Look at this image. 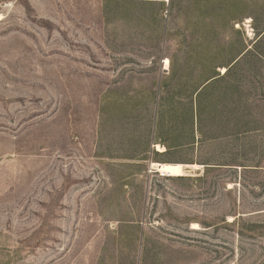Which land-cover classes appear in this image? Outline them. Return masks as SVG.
Returning <instances> with one entry per match:
<instances>
[{
	"label": "rangeland",
	"instance_id": "1",
	"mask_svg": "<svg viewBox=\"0 0 264 264\" xmlns=\"http://www.w3.org/2000/svg\"><path fill=\"white\" fill-rule=\"evenodd\" d=\"M214 46L254 123L189 141ZM0 264H264V0H0Z\"/></svg>",
	"mask_w": 264,
	"mask_h": 264
},
{
	"label": "trees",
	"instance_id": "2",
	"mask_svg": "<svg viewBox=\"0 0 264 264\" xmlns=\"http://www.w3.org/2000/svg\"><path fill=\"white\" fill-rule=\"evenodd\" d=\"M214 47L212 51L209 48L205 49L207 54L203 56L202 63L207 67L204 68L201 79L206 80L200 87L195 89L192 95L187 97L188 106L183 110L180 117L177 113H181L176 111L178 105H180L175 99L177 92L171 91L169 95L161 98L163 102L160 107L166 108H163L160 112L159 126L162 127L161 129H164L163 127L167 123L169 131L173 133L177 129L176 125L179 123L177 117H179L181 121L183 120L180 126L182 125L188 136V138L186 136V140L193 141L195 139V120L198 134L205 138H208L207 135H242L243 129H247L251 123H254V120L247 115L252 106L251 103L254 104L256 100L255 97L252 98L254 86L252 89L242 79H235L244 64L250 65L248 60L254 57V53L250 50H243L236 56H230L232 49H228L227 52V48ZM226 52L227 54H225ZM255 56H259L257 60H261L260 55L255 54ZM211 60L218 63L212 65ZM219 68L225 69L223 75L217 72ZM252 70L251 67L248 68V72L252 73ZM206 127L207 131H205ZM164 142L168 143L167 140H164Z\"/></svg>",
	"mask_w": 264,
	"mask_h": 264
},
{
	"label": "bare ground",
	"instance_id": "3",
	"mask_svg": "<svg viewBox=\"0 0 264 264\" xmlns=\"http://www.w3.org/2000/svg\"><path fill=\"white\" fill-rule=\"evenodd\" d=\"M166 65L168 66L169 60H166ZM159 152H166L165 148L158 146L157 147ZM151 169L158 172L162 176H169V177H181L186 175L187 169L197 170L199 165H184V164H159V163H152ZM194 229H198V225H193Z\"/></svg>",
	"mask_w": 264,
	"mask_h": 264
},
{
	"label": "crops",
	"instance_id": "4",
	"mask_svg": "<svg viewBox=\"0 0 264 264\" xmlns=\"http://www.w3.org/2000/svg\"><path fill=\"white\" fill-rule=\"evenodd\" d=\"M167 152V151H166Z\"/></svg>",
	"mask_w": 264,
	"mask_h": 264
}]
</instances>
